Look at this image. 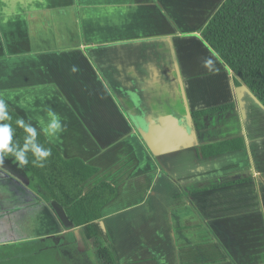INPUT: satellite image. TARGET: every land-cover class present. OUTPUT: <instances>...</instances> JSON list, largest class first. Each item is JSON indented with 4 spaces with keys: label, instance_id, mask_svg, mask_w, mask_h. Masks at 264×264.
<instances>
[{
    "label": "crops",
    "instance_id": "0c3cea01",
    "mask_svg": "<svg viewBox=\"0 0 264 264\" xmlns=\"http://www.w3.org/2000/svg\"><path fill=\"white\" fill-rule=\"evenodd\" d=\"M221 1L0 0L1 97L63 157L97 167L83 194L116 190L74 227L0 154V210L13 211L0 214L1 264H33L8 229L42 221L57 253L69 241L91 252L96 235L117 264H264V106L200 35ZM233 137L243 146L198 153Z\"/></svg>",
    "mask_w": 264,
    "mask_h": 264
},
{
    "label": "trees",
    "instance_id": "16d2710c",
    "mask_svg": "<svg viewBox=\"0 0 264 264\" xmlns=\"http://www.w3.org/2000/svg\"><path fill=\"white\" fill-rule=\"evenodd\" d=\"M200 35L233 73L234 84L245 85L264 106V0H222L201 27ZM230 106H214L196 111L194 115ZM242 146V138L233 137L201 144L198 153L205 157ZM0 154L15 161L31 181L36 180L42 200L45 203L54 200L61 205L74 227L101 218V206L116 193L112 185L100 182L83 194L81 183L95 173L97 167L79 157H63L43 133L26 123L1 95ZM30 189L35 192L31 186ZM89 244L97 264H117L99 236H91Z\"/></svg>",
    "mask_w": 264,
    "mask_h": 264
},
{
    "label": "rangeland",
    "instance_id": "374dc122",
    "mask_svg": "<svg viewBox=\"0 0 264 264\" xmlns=\"http://www.w3.org/2000/svg\"><path fill=\"white\" fill-rule=\"evenodd\" d=\"M0 171L5 172V168L0 167ZM30 186L35 190V194L39 195V199L42 200L41 194H39L40 188L38 187L36 180L32 179ZM6 206L10 207L8 204ZM8 207L4 209L5 212L3 210H0V214H7L10 212L13 213V211H8ZM6 209L8 212L6 211ZM41 224L45 226L44 228H42V230L38 224H33V227L21 230L8 229L12 232V236L16 241L15 244L10 245V247L17 246L20 249L21 253L25 254V259H22V263H24V261H27L29 263L33 262V264H59L62 258L65 260V264H97L92 252L78 253L76 248L77 246H75V244L71 243L70 241L67 245H62L59 253L54 250H48V244H51V241H49L51 240L49 238L51 236H49L48 232H50L51 229L49 231L48 225H45L43 221L41 222ZM55 229H57L56 226ZM6 234H8L7 229L3 233V238L8 240ZM53 243H55L54 238ZM59 244L61 243L59 242ZM1 247L2 245L0 246V248ZM55 248L56 247H52L51 249ZM58 259L60 260V262H58ZM11 261L14 262V260H10V262Z\"/></svg>",
    "mask_w": 264,
    "mask_h": 264
},
{
    "label": "water",
    "instance_id": "95a60500",
    "mask_svg": "<svg viewBox=\"0 0 264 264\" xmlns=\"http://www.w3.org/2000/svg\"><path fill=\"white\" fill-rule=\"evenodd\" d=\"M250 91V90H249ZM258 100V99H257ZM259 101V100H258ZM260 102V101H259ZM261 103V102H260ZM140 134L142 135V137L144 138L147 146L149 147V149L155 154H159L160 153V149L158 146V142L157 139L154 136V133L152 132V127L151 126H146L144 127L143 125L138 127Z\"/></svg>",
    "mask_w": 264,
    "mask_h": 264
},
{
    "label": "flooded vegetation",
    "instance_id": "af4514ba",
    "mask_svg": "<svg viewBox=\"0 0 264 264\" xmlns=\"http://www.w3.org/2000/svg\"><path fill=\"white\" fill-rule=\"evenodd\" d=\"M58 238H59V237H58ZM58 238L55 239V243H56V244H59V239H58ZM55 243H54V244H55ZM63 244H64V243H63ZM63 244H62V245H63ZM59 245H61V244H59Z\"/></svg>",
    "mask_w": 264,
    "mask_h": 264
}]
</instances>
